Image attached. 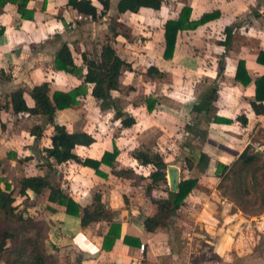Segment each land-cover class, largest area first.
<instances>
[{"label": "crops", "instance_id": "crops-1", "mask_svg": "<svg viewBox=\"0 0 264 264\" xmlns=\"http://www.w3.org/2000/svg\"><path fill=\"white\" fill-rule=\"evenodd\" d=\"M92 1L102 8L99 0ZM119 1L110 0L107 14L97 19L79 13L69 0H29L27 9L32 19L22 17L17 3L0 4V106L11 92L24 89V98L33 107L30 90L45 81L50 82L52 90L69 91L79 86L80 76L55 67L58 50L67 43L85 74L87 66L82 54L99 57L102 44L111 37L117 53L130 64L123 70L122 89L112 91L113 105L101 107L89 84L80 105L59 110L57 122L71 133L85 132L93 138L91 145H77L74 149L83 159L100 161L106 151L117 147V169L131 172L116 175L112 167L103 163L99 175L94 168L74 160L58 164L53 158L47 159L44 149L52 145L54 126L48 124L44 135L37 139L30 129L36 122L41 123L42 117L14 114L2 107L1 186L20 188L21 176H58L56 182L81 207L79 215L68 214L64 206L51 202L49 189L41 194L30 192L28 199L33 203L27 209L34 210L35 216L43 214L42 219L51 223L50 239L57 241L61 264H264L256 250L264 236V213L252 216L236 208L221 195L216 175L219 163L230 165L248 144L254 143L256 148L264 145L254 140L259 129L264 131V115L255 114L251 106L256 94L255 79L264 74V65L257 60L264 49V0H163L160 9L142 8L138 13H120ZM185 6L191 9V20L206 13L214 17L195 29L179 31L174 54L167 59L165 23L178 18ZM116 22L125 26L129 37L113 36ZM227 33L231 36L225 43ZM239 60L245 62L252 79L248 85L236 80ZM152 66L163 75L149 74ZM199 85L207 88L203 94L198 92ZM211 90L215 97L212 119L208 120L204 113L193 112L192 107ZM152 100H156L155 108L149 111ZM117 111L123 116L117 117ZM243 113L248 118L246 125L237 119ZM215 115L232 121L215 122ZM124 117L134 118L135 123L124 127ZM188 124L194 126L192 132L186 129ZM138 149L160 152L167 166L179 167L180 178L198 180L172 220L192 227V232L188 228L189 232L182 236L192 242L198 240L195 228L201 226L210 238L218 237L217 248L188 253L173 250L175 238L170 224L155 233L146 232L141 218L154 212L152 198H167L168 193L159 188L147 192L155 167L138 162L133 155ZM193 150L198 156L206 154L208 164H198L197 157L187 166L185 159L191 158ZM179 158L183 165L175 163ZM47 162L52 164L51 171ZM166 172L168 178L167 169ZM98 192L121 224V236L110 250L103 248L110 228L106 221L81 224L83 208L93 204ZM247 223L261 232L260 237L227 235L226 231L213 234L216 229L237 231ZM126 235L128 244L124 241Z\"/></svg>", "mask_w": 264, "mask_h": 264}, {"label": "trees", "instance_id": "trees-1", "mask_svg": "<svg viewBox=\"0 0 264 264\" xmlns=\"http://www.w3.org/2000/svg\"><path fill=\"white\" fill-rule=\"evenodd\" d=\"M28 1L0 0V4L4 6L9 2L17 3L22 17L32 19L33 14L29 13L27 9ZM99 1L102 4L101 9L92 0H69V4L79 13L97 19L106 15L110 8V0ZM162 5L163 0H120L118 11L120 13H138L142 8L158 10ZM190 15L191 9L185 6L178 18L169 19L165 23V58H172L179 31L195 29L214 17L213 14L206 13L198 20H191ZM119 26H123V24L116 22V26L112 28L113 36L117 37L119 34H123L129 37V34L117 29ZM230 36L231 34L227 33L225 43L229 41ZM111 40V37L106 38L97 58L94 56L88 58L84 53L82 54L84 63L87 66L85 74L75 63L69 45L67 43L62 44L56 56L55 67L58 70L80 76L82 83L79 86L69 91L52 90L50 82L45 81L35 85L30 90V95L35 102L33 107L27 104L24 98V89L11 92L4 106H0V109L3 107L14 114L29 113L32 117H42L43 121L41 123L36 122L30 129V133L37 139L44 135L48 124L54 126V133L51 137L52 145L44 149L47 159L53 158L58 164L74 160L77 163L94 168L99 175L102 174L99 168L103 163L112 167V173L116 175L127 174L131 171L122 172V170L117 169L116 158L119 154L117 147L111 152L106 151L100 161L91 158L83 159L75 153L74 149L77 145H91L94 140L85 132H69L65 125L57 122V113L62 109L79 106L80 98L88 93L89 84L92 85V96L99 100L101 107H111L113 105L112 91L122 89L121 77L123 70L129 67L130 64L117 53ZM257 60L264 65V49L259 52ZM148 73L163 75L153 66L148 68ZM236 80L244 85H248L252 81L243 60L238 62ZM255 85L256 94L251 101V106L255 114L264 115V74L255 79ZM214 97V91L211 90L193 105L192 111L198 114L204 113L207 119L211 120ZM155 102L156 100H152L148 103L149 111L155 108ZM116 115L117 117L123 116L119 111ZM237 119L244 125L248 123V118L244 113L240 114ZM213 121L231 123L232 120L215 115ZM134 123V118H122L124 127H130ZM186 129L192 132L194 126L188 124ZM133 155L140 164H152L155 167V170L150 174L151 181L146 186L147 192L150 193L153 188H159L168 193L167 198H152L154 212L141 218L146 232L155 233L169 225L170 218L177 215L187 196L198 185V180L181 176L178 191H172L165 169L167 163L160 152L138 149L134 151ZM190 156L191 158L187 157L185 159L187 166H190L197 157H199L198 164L203 162L206 165L209 162V157L206 154L201 153L198 156L195 150L191 152ZM19 162L23 163L22 160H19ZM47 163V167L51 171L52 164ZM216 175L219 178L217 188L221 195L233 202L236 208L252 216L264 213V153L259 151L254 143L248 144L240 156L230 165L219 163ZM2 180L0 179V262L3 264H20L30 249L33 264H58L60 262L59 257L49 249L51 223L45 219L37 220L33 215L28 214L25 209L20 210V205L16 204L14 190L10 189L9 184L4 189L1 186ZM161 184L165 186L160 188ZM45 189L50 191L48 199L51 202L64 206L68 214L79 215L81 211L79 204L65 193L59 183L51 180L49 173L20 178L19 194L22 197L29 198L30 192L41 194ZM50 210L54 211L55 209L50 208ZM115 218V212L105 206L102 201V194L98 192L94 196L93 204L83 208L81 224L87 226L92 222L106 221L110 228L104 237L103 248L110 250L116 239L121 236V224L116 222ZM14 223H20L18 229L10 226ZM30 231H33V233H30ZM128 240L129 237L124 236L125 243Z\"/></svg>", "mask_w": 264, "mask_h": 264}, {"label": "rangeland", "instance_id": "rangeland-1", "mask_svg": "<svg viewBox=\"0 0 264 264\" xmlns=\"http://www.w3.org/2000/svg\"><path fill=\"white\" fill-rule=\"evenodd\" d=\"M119 29L122 31V32H125L126 33V29H125V26H119ZM206 86L204 85H199L198 87V92L201 91V93L203 91H206ZM203 94V93H202ZM206 136V132L204 133L203 137ZM254 140H259L261 143H264V131H262V129H259L254 137ZM178 161V162H177ZM181 161V158H179L178 160L175 161V163H180V165H183ZM44 165V164H43ZM25 174V173H24ZM57 177L56 175H52L51 178H52V181L56 182L57 181ZM20 178L19 177V182H20ZM18 182V183H19ZM58 182V181H57ZM20 184V183H19ZM20 186V185H18ZM19 188L16 186V189ZM16 189H13L14 191V196L16 197V204H18V206L20 205V210H26L28 212V214L30 215H33L35 218H37V220H40L42 219L43 217V214L39 213L40 215L39 216H35L34 215V210H28L27 207L28 206H31L33 202H31L28 198H22V196H20L19 192L16 190ZM37 212V211H35ZM38 213V212H37ZM0 220H1V216H0ZM19 224L20 223H14L12 225H10L11 227L15 228V229H18L19 228ZM169 224H170V227L172 228V234L174 235V238L175 240L172 242V249L173 250H177L181 253H188V251H194V250H213L215 248H217L218 246V237L216 238H210V235L206 232L205 229H203L201 226H197L195 228V232H197L199 235H198V240L192 242L190 241V239H188L187 236L185 237H182L184 234L188 233L189 231H193L192 227H188L186 226V224H182V225H177L175 221L172 220V218H170V221H169ZM188 228H189V231H188ZM227 232L228 234L227 235H235L237 233H243L244 235H249V237L251 236H254L255 237H258L260 235V231L255 228L254 226H252V224L250 223H247V224H244L242 227H240L237 231L233 230L232 228L229 229L227 228L226 230L222 229V230H215V232L213 234H216V233H224V232ZM30 233H33V231H30ZM260 237V236H259ZM210 239V240H209ZM55 241V242H54ZM49 249L51 251L54 252V254L56 256H58V248L56 247L57 245V241L54 240L53 238H51L49 241ZM260 245L258 246L257 244V248L256 250L260 253L261 257H262V262H264V236L260 237ZM247 243H254V240L252 242H247ZM60 259V258H59ZM183 262H186L185 260H183ZM61 264V262H58V264ZM1 264V263H0ZM20 264H33V256L31 254V250L29 249V251L27 252V254L24 256L22 262ZM186 264V263H185Z\"/></svg>", "mask_w": 264, "mask_h": 264}, {"label": "water", "instance_id": "water-1", "mask_svg": "<svg viewBox=\"0 0 264 264\" xmlns=\"http://www.w3.org/2000/svg\"><path fill=\"white\" fill-rule=\"evenodd\" d=\"M168 171V183L172 191H178L180 183V169L177 165L165 166Z\"/></svg>", "mask_w": 264, "mask_h": 264}, {"label": "built area", "instance_id": "built-area-1", "mask_svg": "<svg viewBox=\"0 0 264 264\" xmlns=\"http://www.w3.org/2000/svg\"><path fill=\"white\" fill-rule=\"evenodd\" d=\"M258 150L264 153V145H258ZM145 245H142V249H144Z\"/></svg>", "mask_w": 264, "mask_h": 264}, {"label": "bare ground", "instance_id": "bare-ground-1", "mask_svg": "<svg viewBox=\"0 0 264 264\" xmlns=\"http://www.w3.org/2000/svg\"><path fill=\"white\" fill-rule=\"evenodd\" d=\"M92 247V246H91Z\"/></svg>", "mask_w": 264, "mask_h": 264}]
</instances>
